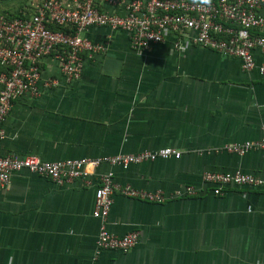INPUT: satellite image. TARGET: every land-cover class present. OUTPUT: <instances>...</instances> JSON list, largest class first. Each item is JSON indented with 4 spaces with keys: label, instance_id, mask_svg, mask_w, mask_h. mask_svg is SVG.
I'll return each instance as SVG.
<instances>
[{
    "label": "crops",
    "instance_id": "crops-1",
    "mask_svg": "<svg viewBox=\"0 0 264 264\" xmlns=\"http://www.w3.org/2000/svg\"><path fill=\"white\" fill-rule=\"evenodd\" d=\"M84 37L105 53L85 60L69 84L44 59L40 95L13 101L5 117L0 156L51 162L172 148L178 160L102 163L96 173L112 171L116 183L136 189L201 192L163 204L114 194L107 229L135 230L138 243L127 253L96 254V183L59 186L15 172L0 188V264H264V187H228L214 197L201 178L241 171L264 180V152L222 150L260 138L264 77L198 46L176 51L171 38L135 52L121 31L93 27ZM254 57L264 61L259 51ZM47 78L56 85L45 87Z\"/></svg>",
    "mask_w": 264,
    "mask_h": 264
},
{
    "label": "built area",
    "instance_id": "built-area-1",
    "mask_svg": "<svg viewBox=\"0 0 264 264\" xmlns=\"http://www.w3.org/2000/svg\"><path fill=\"white\" fill-rule=\"evenodd\" d=\"M27 18L0 15V141L6 137L3 123L12 102L40 95L41 63L51 57L66 83L80 79L85 60H93L106 48L93 44L84 34L93 27L121 31L128 36L130 48L145 52L171 38L172 48L181 51L198 46L222 58H235L245 72L257 71L264 77V61L254 53L264 54V0H33ZM51 26L65 27V32ZM45 87L55 79L43 80ZM223 151L243 156L251 151L264 152V124L261 136L254 141L225 144ZM181 154L172 148L144 150L135 154L109 157L66 159L42 162L35 157L0 156V188L10 183L11 175L25 171L64 185L74 180L94 188L92 217L99 221L96 250L127 253L138 243L135 230L119 236L107 229V218L114 194L152 204L197 196L201 191L185 186L167 194L160 190L136 189L114 181V173L97 174L102 163L111 167L178 160ZM202 182L209 185L214 197L228 187L263 188L264 180L241 171L205 172Z\"/></svg>",
    "mask_w": 264,
    "mask_h": 264
},
{
    "label": "trees",
    "instance_id": "trees-1",
    "mask_svg": "<svg viewBox=\"0 0 264 264\" xmlns=\"http://www.w3.org/2000/svg\"><path fill=\"white\" fill-rule=\"evenodd\" d=\"M10 1L12 2L14 0H0L1 16L5 18L13 19V18H27L31 15V8L30 6L27 5L28 3H26V0H22V2H20L16 8H12L10 4H9L10 7L8 8L5 9L1 8ZM51 29L53 31H60V32H65L67 30L65 27H59V26H51Z\"/></svg>",
    "mask_w": 264,
    "mask_h": 264
},
{
    "label": "rangeland",
    "instance_id": "rangeland-1",
    "mask_svg": "<svg viewBox=\"0 0 264 264\" xmlns=\"http://www.w3.org/2000/svg\"><path fill=\"white\" fill-rule=\"evenodd\" d=\"M20 2H22V0H14L12 2L10 1L9 3H7L5 6H3L1 8L2 9L8 8V7H10L9 4L11 5L12 8H16ZM32 2H33V0H26V3H28L27 4L28 6H30Z\"/></svg>",
    "mask_w": 264,
    "mask_h": 264
}]
</instances>
